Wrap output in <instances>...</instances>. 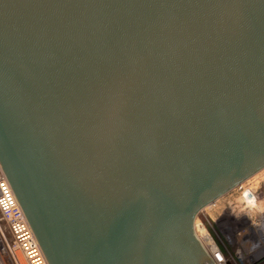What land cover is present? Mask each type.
I'll return each instance as SVG.
<instances>
[{
    "label": "water",
    "instance_id": "95a60500",
    "mask_svg": "<svg viewBox=\"0 0 264 264\" xmlns=\"http://www.w3.org/2000/svg\"><path fill=\"white\" fill-rule=\"evenodd\" d=\"M264 168V0H0V169L48 264H214L198 213Z\"/></svg>",
    "mask_w": 264,
    "mask_h": 264
},
{
    "label": "built area",
    "instance_id": "2783aa9c",
    "mask_svg": "<svg viewBox=\"0 0 264 264\" xmlns=\"http://www.w3.org/2000/svg\"><path fill=\"white\" fill-rule=\"evenodd\" d=\"M234 189L198 213L195 232L214 264H264V168ZM0 217L10 236L0 230V264H48L1 169Z\"/></svg>",
    "mask_w": 264,
    "mask_h": 264
},
{
    "label": "rangeland",
    "instance_id": "374dc122",
    "mask_svg": "<svg viewBox=\"0 0 264 264\" xmlns=\"http://www.w3.org/2000/svg\"><path fill=\"white\" fill-rule=\"evenodd\" d=\"M238 195H239V191L236 190V189H234V190L228 192V193H227L226 195H224L222 198H220V199L218 200V202H222V201H225V200H231V199L233 200V199L237 198ZM201 220H202V216L199 215V216L197 217L196 222L199 223V221H201ZM0 230H1V232L4 234L6 240L9 241L10 236H9V233H8V230H7V226H6L5 222H4L3 220H1V217H0ZM196 231H197V233L199 234V232H200L199 226L196 227Z\"/></svg>",
    "mask_w": 264,
    "mask_h": 264
}]
</instances>
